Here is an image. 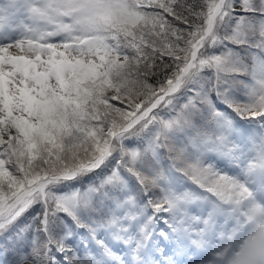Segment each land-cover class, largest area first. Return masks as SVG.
<instances>
[{"label":"snow or ice","instance_id":"6c2138e0","mask_svg":"<svg viewBox=\"0 0 264 264\" xmlns=\"http://www.w3.org/2000/svg\"><path fill=\"white\" fill-rule=\"evenodd\" d=\"M0 264H264V0H0Z\"/></svg>","mask_w":264,"mask_h":264}]
</instances>
